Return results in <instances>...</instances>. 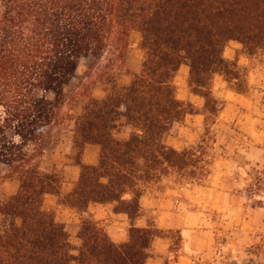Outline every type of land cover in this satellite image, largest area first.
Wrapping results in <instances>:
<instances>
[{
    "label": "trees",
    "instance_id": "1",
    "mask_svg": "<svg viewBox=\"0 0 264 264\" xmlns=\"http://www.w3.org/2000/svg\"><path fill=\"white\" fill-rule=\"evenodd\" d=\"M131 30L140 33L141 67L127 84L111 78L105 96L90 98L75 117L73 143L96 144L99 153L96 164L78 162L77 182L65 196L80 211L111 203L130 220L141 215L152 183L169 174L205 175L204 140L181 150L165 143L193 111L176 96L173 78L187 65L190 91L212 114L213 75L236 72L223 57L226 43L238 41L247 54L264 50V0H0V165L19 181L0 201V264H146L159 235L153 224L131 225L127 241L115 243L84 218L73 254L64 227L42 206L60 179L36 163L79 60L107 55L109 65L120 64ZM122 119L127 136L117 138ZM253 186L264 192V173Z\"/></svg>",
    "mask_w": 264,
    "mask_h": 264
},
{
    "label": "rangeland",
    "instance_id": "2",
    "mask_svg": "<svg viewBox=\"0 0 264 264\" xmlns=\"http://www.w3.org/2000/svg\"><path fill=\"white\" fill-rule=\"evenodd\" d=\"M223 57L235 64L233 75L237 78L213 75L211 94L216 110L212 114L206 111L203 98L190 91L188 68L182 66L173 78L176 96L182 101L192 97L193 111L173 126L165 143L181 150L204 140L205 175L169 174L152 183L144 192L139 219L112 230L105 227L113 224L111 216L98 221L91 218L92 204L89 210L80 211L65 201L77 182L83 152L72 141L74 120L90 98L105 96L111 78L123 85L139 71L143 59L140 33L129 32L124 59L118 65H109L107 55L79 60L73 78L64 87L58 123L36 161L42 171L54 172L60 179L57 191L44 195L42 206L64 227L73 254L81 242V220L87 218L110 237L120 235L121 242L127 241L131 225L153 224L159 235L150 243L146 264H264V192L251 191L256 177L264 173V50L247 54L238 41L231 40ZM127 132L122 119L114 135L123 138ZM96 147V152L88 150L85 156L86 160L95 156V164ZM8 175L0 165V201L19 187L17 178ZM157 217L161 222H156ZM4 220L0 215V223Z\"/></svg>",
    "mask_w": 264,
    "mask_h": 264
},
{
    "label": "crops",
    "instance_id": "3",
    "mask_svg": "<svg viewBox=\"0 0 264 264\" xmlns=\"http://www.w3.org/2000/svg\"><path fill=\"white\" fill-rule=\"evenodd\" d=\"M182 66L188 68V71H189V67L187 65H185V64L180 65L178 70L181 69ZM187 99L189 101H192V97H190V96H188ZM96 146H97L96 144H86L83 147L81 163H84V164H95V161H96L95 156L94 157L92 156L90 160H86L85 156H86V152L88 150L96 152V148H97ZM43 154H44V152H43ZM144 196H145V194H143L141 199H140V204H141L142 210L144 208V205H143ZM90 204H92L94 206V208L91 209V211H89V213H90L91 218H93L95 221H98V219L102 218L103 216H111L112 217L113 224L112 225H109V224L105 225V227L107 229H109V230L110 229L112 230L114 228L121 229V228H124L126 225L130 224V219L128 218V216L125 213H123V212H115L113 210V204H111V203H97V202H92ZM90 204H88L87 210H89ZM156 206H158V205H156ZM101 207L102 208H106V211H102ZM152 207H154V206H152ZM139 217L140 216L136 217L135 219L138 220ZM156 222H158V223L161 222L160 217L156 218ZM102 223L105 224L104 222H102ZM110 238L115 243H119V242H121L123 240L120 235L111 236ZM153 242H154V238L152 239L151 243H153ZM74 264H78V263H74Z\"/></svg>",
    "mask_w": 264,
    "mask_h": 264
}]
</instances>
